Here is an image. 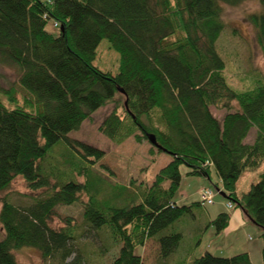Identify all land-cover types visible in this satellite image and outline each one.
<instances>
[{
    "label": "trees",
    "instance_id": "1",
    "mask_svg": "<svg viewBox=\"0 0 264 264\" xmlns=\"http://www.w3.org/2000/svg\"><path fill=\"white\" fill-rule=\"evenodd\" d=\"M242 1L0 0V64L17 69L18 83L32 100L20 106L10 94L12 108L0 100V192L17 176L32 191L47 190L26 206L1 198L0 264H27L12 254L22 247L64 264L75 254L70 246L75 227L70 217L58 228L50 221L57 205L77 201L83 204L84 222L106 226L120 244L113 264H143L135 249L148 240L158 243L160 264H168L181 240L169 228L192 207L173 202L181 165L190 176L209 179L215 171L222 196L261 229L264 264V171L247 193L236 191L241 173L264 162V73L251 87L235 90L216 49L224 29L222 6ZM258 3L260 11L248 20L264 52V0ZM49 21L56 34L47 30ZM102 39L119 54L116 74L93 64ZM117 94L121 99L115 101ZM111 102L113 109L98 128L102 134L116 143L129 136L141 143L153 135L158 144L153 148L172 156L148 188L108 184L92 169L103 151L68 136ZM211 108L225 113L218 119ZM253 128L254 139L247 143ZM60 140L84 161L76 168L83 182L51 184L42 174L47 151ZM100 193L108 196L104 203ZM228 221L222 212L208 227L219 233ZM186 256L191 264H252L247 252Z\"/></svg>",
    "mask_w": 264,
    "mask_h": 264
},
{
    "label": "rangeland",
    "instance_id": "2",
    "mask_svg": "<svg viewBox=\"0 0 264 264\" xmlns=\"http://www.w3.org/2000/svg\"><path fill=\"white\" fill-rule=\"evenodd\" d=\"M49 2L50 0H42ZM260 11L258 0H243L238 5L222 6V21L224 29L216 42V49L225 62L224 76L227 83L235 90H244L251 87L256 79L264 73V52L260 46L255 28L250 24L248 16ZM47 30L56 34L58 28L49 21ZM93 64L101 71L116 74L119 66V54L110 47L107 39H102L96 50ZM18 71L13 66L0 64V100L5 106L12 108L8 96L11 94L15 103L22 106L25 101L31 102L30 95L18 83ZM121 99L115 96V101ZM114 103H107L91 113L90 117L82 122L77 131L68 134L70 138L77 139L103 151V155L92 166L95 174L105 179L110 185H124L133 187V190L148 188L156 174L171 160L169 153L153 148L149 141L137 142L134 136L116 143L99 131V126L104 118L112 111ZM32 107H25L32 110ZM212 113L221 119L224 110L211 108ZM255 136V129H251L245 142L250 143ZM82 161V162H81ZM84 167V161L74 150L62 140L54 144L48 151L42 163V174L46 175L51 184H63L68 181L83 182V177L78 175L76 168ZM264 171V162L256 169H245L236 184L239 195L249 191L252 184L256 183ZM181 179L173 195V202L178 206H192L190 212L175 221L170 230L181 234L177 250L167 260L168 264L175 261L198 257L205 252L218 257H230L240 252H247L252 264H262L260 238L261 229L257 227L233 203L227 207L229 201L222 196L225 193L221 181L212 170L210 178L190 176L186 174V167H180ZM208 187L214 192L213 203L210 205H195L200 202L201 189ZM131 190V189H130ZM47 192L44 189L30 190L26 181L17 176L9 187L0 192V200L6 197L9 201L20 206H26L35 198L43 197ZM52 192L51 187L48 193ZM83 199L86 196L82 195ZM108 199L104 193L98 195L101 203ZM111 205H119L113 201ZM1 206V204H0ZM56 213L50 221L54 228L63 225L64 217H70L75 227L76 239L70 246L72 254L64 264H113L117 257L120 244L116 243L106 226L94 228L84 222L83 204L79 201L71 205H57ZM229 215L228 224L219 233L208 222L219 213ZM140 253L143 264H160L162 261L159 245L155 240H148L140 248L135 249ZM12 254L19 263L27 264H63L60 259H42L40 253L32 247L14 249ZM188 261V262H187Z\"/></svg>",
    "mask_w": 264,
    "mask_h": 264
},
{
    "label": "built area",
    "instance_id": "3",
    "mask_svg": "<svg viewBox=\"0 0 264 264\" xmlns=\"http://www.w3.org/2000/svg\"><path fill=\"white\" fill-rule=\"evenodd\" d=\"M199 195H200V202L202 205H210L213 203L214 192L212 191V189L205 187L201 189ZM227 207L231 208V204L228 203Z\"/></svg>",
    "mask_w": 264,
    "mask_h": 264
},
{
    "label": "water",
    "instance_id": "4",
    "mask_svg": "<svg viewBox=\"0 0 264 264\" xmlns=\"http://www.w3.org/2000/svg\"><path fill=\"white\" fill-rule=\"evenodd\" d=\"M148 141L150 142V144H151L152 146L158 147V144L156 143L155 138H154L153 135H149V137H148Z\"/></svg>",
    "mask_w": 264,
    "mask_h": 264
},
{
    "label": "crops",
    "instance_id": "5",
    "mask_svg": "<svg viewBox=\"0 0 264 264\" xmlns=\"http://www.w3.org/2000/svg\"><path fill=\"white\" fill-rule=\"evenodd\" d=\"M186 173H187V169H186Z\"/></svg>",
    "mask_w": 264,
    "mask_h": 264
}]
</instances>
